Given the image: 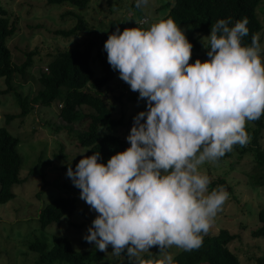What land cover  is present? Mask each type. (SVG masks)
<instances>
[{
  "label": "clouds",
  "instance_id": "9594fccd",
  "mask_svg": "<svg viewBox=\"0 0 264 264\" xmlns=\"http://www.w3.org/2000/svg\"><path fill=\"white\" fill-rule=\"evenodd\" d=\"M147 4L136 0L135 6ZM231 23L229 17L212 25L208 59L193 63L192 45L171 18L108 35L107 62L145 100L146 110L133 117L129 147L106 164L98 151L85 156L87 149L75 170L67 168L80 199L97 213L83 239L100 252L111 246L130 264H153L140 254L156 246L163 257L155 264H176L166 248L202 246L201 233L207 234L229 193L220 187L206 195L210 181L198 166L233 145L247 146L246 121L264 115L259 37L253 34L251 45L242 46L248 18Z\"/></svg>",
  "mask_w": 264,
  "mask_h": 264
},
{
  "label": "rangeland",
  "instance_id": "374dc122",
  "mask_svg": "<svg viewBox=\"0 0 264 264\" xmlns=\"http://www.w3.org/2000/svg\"><path fill=\"white\" fill-rule=\"evenodd\" d=\"M172 1L148 0L147 6L140 9L135 6L136 0H89L84 7H73L69 4L48 5L44 0H0L9 20L15 24V31L6 42L12 61L20 63L24 59V52L34 49L31 66L24 75H14L13 87L22 96L31 97L40 88L37 80L39 70L46 72V64L58 51L74 47L83 48L88 39L98 43L103 37L105 42L117 27L121 32L125 28L147 29L166 14L167 8L158 10L160 5ZM256 14L262 25L257 36L262 49L261 62L264 64V1L258 4ZM79 19L86 27L91 28L92 32L80 31L69 37L55 32L77 24ZM143 20L145 21L142 22ZM198 41L203 47L200 55L205 53L200 59L203 62L208 59L206 53L209 34L200 36ZM95 50V46L90 47L89 59L92 69L99 75L100 66L94 57ZM4 87L0 77V90ZM100 94L112 104V117L122 121L121 125L109 131L126 139L133 124V117L146 110L145 100H138V92H133L130 86L119 78L118 71H114L113 78L100 89ZM82 109L87 111L85 107ZM18 111L19 107L12 93L0 95V126H4L10 134L19 138L17 150L21 155V164L18 175L22 179L21 183L12 186L15 196L0 204V264L33 263L36 255L26 244L35 237H40L38 212L53 198L60 196L74 197L76 208L71 215L65 214L58 222L47 225L43 237L49 242L51 234L64 236L76 251L95 249L94 244L86 242L83 237L97 213L90 210L80 199L79 191L70 188L72 181L66 176V172L60 169L65 159H76L85 148L78 146L73 133L55 127L59 123L56 103L48 107L33 104L23 117L21 125L18 117L13 118L8 125L3 124V114H15ZM86 122L87 119H84L73 127L84 129ZM12 123H19L20 128L11 126ZM100 130L106 132L104 127ZM258 144L264 152V126L260 131ZM58 149L62 150L65 158L53 156L58 153ZM39 155L44 161L42 170L47 183L44 188L41 187L39 176L28 175L29 168L34 165ZM198 171L201 175H206L210 182H216L213 189L219 190L223 187L229 193L228 199L212 219L207 233L213 234L219 229L232 233L235 237L228 243L229 250L237 255L240 264H255V258L264 254V236L253 237L251 230L259 226L257 212L264 210V185L251 182V176L257 171L252 152L240 154L237 150H232L221 161H205L198 166ZM219 178L224 181L222 185L217 183ZM207 194H210L209 187ZM179 250L180 248L173 245L164 252L174 255ZM103 255L100 264H117L120 258L112 254L111 246ZM162 257L161 252L159 260Z\"/></svg>",
  "mask_w": 264,
  "mask_h": 264
},
{
  "label": "trees",
  "instance_id": "16d2710c",
  "mask_svg": "<svg viewBox=\"0 0 264 264\" xmlns=\"http://www.w3.org/2000/svg\"><path fill=\"white\" fill-rule=\"evenodd\" d=\"M89 0H44L48 5L69 4L73 7H84ZM264 0H173L172 3L161 4L159 9L167 8L166 14L161 18L167 20L171 18L179 26L192 45V56L189 63L205 56L202 43L198 41L200 36H206L210 29L220 19L231 17L234 26L235 21L244 17L248 18V36L242 40V46L251 45V37L257 35L262 25L257 17L256 9L258 4ZM145 21V20H144ZM143 21V22H144ZM15 31V24L9 20L8 13L0 5V77L4 88L0 90V95L12 93L19 111L15 114H3L4 125L13 118H20V125L23 117L29 112L33 104L48 107L53 103L57 104L59 123L57 129H65L73 133L79 147L89 149L84 153L90 156L94 152H99L101 159L99 162L107 163V160L117 152H121L129 147L128 141L118 134L109 131L110 129L122 124L121 119H115L111 115L112 104L100 94V89L107 85L114 76V71L107 62V53L103 50L104 39L100 42L88 39L83 48L74 47L67 50L58 51L53 58L46 64V72L39 70L37 80L40 88L31 96H22L12 85L15 74L24 75L32 64L34 49L25 51L24 59L20 63H14L11 52L6 44L7 39ZM92 32L91 28L86 27L80 19L77 24L67 28L56 30L57 34L69 37L77 32ZM95 46V59L100 66V74L92 69L89 53L90 47ZM121 94V93H120ZM129 98V97H128ZM134 99V97H131ZM31 105V106H29ZM83 107L87 109L83 111ZM87 119L84 129L73 127L75 123H80ZM264 115L256 121H246L245 130L251 137L247 146L233 145V150L240 154L251 151L257 165L256 174L251 176V182L257 185H264V152L259 147L258 138L264 126ZM19 123H12L11 126L20 128ZM101 127L106 129L100 130ZM14 132L13 130H11ZM15 133V132H14ZM19 138L8 132L4 126H0V204L10 201L14 196L12 186L22 182L18 175L21 164V155L17 150ZM231 152H226L228 156ZM56 158H65V154L58 149ZM223 157L217 159L221 161ZM79 155L74 160H66L60 169L67 172L71 166L75 170V165L81 159ZM41 156L29 168L28 175H36L41 178V187L47 184L44 180ZM223 179L219 178L217 183L222 185ZM215 181L208 185L211 192ZM73 188L80 190L73 185ZM76 208L74 197H56L44 205L37 215L39 225V236L28 242L26 246L35 253L36 258L32 264H100L103 259V252L98 249L76 251L71 247L70 241L64 236L50 235V241L43 237L44 229L51 223H56L63 215H71ZM259 226L251 230V236H264V210L257 212ZM202 246L199 249L185 251L180 249L173 257L176 264H240L236 254L228 248V243L234 239V235L225 229H219L216 233L204 234ZM161 251L153 246L149 252H144L140 259L152 261L155 264L159 260ZM117 264H130L126 253L119 256ZM133 264V262H131ZM255 264H264V254L255 258Z\"/></svg>",
  "mask_w": 264,
  "mask_h": 264
},
{
  "label": "built area",
  "instance_id": "2783aa9c",
  "mask_svg": "<svg viewBox=\"0 0 264 264\" xmlns=\"http://www.w3.org/2000/svg\"><path fill=\"white\" fill-rule=\"evenodd\" d=\"M143 21H144V20H143ZM143 21H142V22H143ZM44 70H46V68H44Z\"/></svg>",
  "mask_w": 264,
  "mask_h": 264
}]
</instances>
